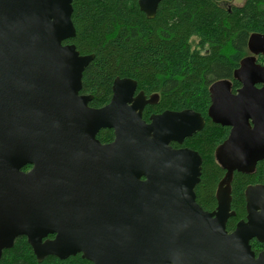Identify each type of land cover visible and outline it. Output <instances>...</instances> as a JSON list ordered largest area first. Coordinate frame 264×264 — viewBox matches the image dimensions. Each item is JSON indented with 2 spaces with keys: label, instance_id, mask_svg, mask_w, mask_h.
I'll use <instances>...</instances> for the list:
<instances>
[{
  "label": "water",
  "instance_id": "95a60500",
  "mask_svg": "<svg viewBox=\"0 0 264 264\" xmlns=\"http://www.w3.org/2000/svg\"><path fill=\"white\" fill-rule=\"evenodd\" d=\"M73 0H0V258L25 237L40 263L81 255L91 264H264V187L246 191V219L226 231L229 182L264 160V34L230 82L209 87L208 118L229 128L215 150L225 176L209 213L196 203L201 158L173 149L204 126L193 110L142 118L152 97L115 78L110 101L91 108L81 95L93 55L73 44ZM162 0H137L154 18ZM101 129L114 139L101 144ZM30 170L22 172V168ZM52 236L53 238H48Z\"/></svg>",
  "mask_w": 264,
  "mask_h": 264
},
{
  "label": "trees",
  "instance_id": "16d2710c",
  "mask_svg": "<svg viewBox=\"0 0 264 264\" xmlns=\"http://www.w3.org/2000/svg\"><path fill=\"white\" fill-rule=\"evenodd\" d=\"M228 1L162 0L154 18L148 19L137 0H73L75 36L63 43L73 44L80 55H93L82 73L80 90L81 95L91 96L89 107L105 106L114 79L129 78L137 84L136 94L152 97V103L143 110L144 121L164 111L189 109L200 114L203 128L184 139L182 146L201 158L194 193L196 203L206 212L216 206V189L225 176L215 161V150L229 133V128L214 124L207 116L209 87L227 80L234 93L240 87L234 72L250 55L249 37L264 34V0H244L241 6L229 8L219 4ZM255 60L264 65L263 55ZM96 138L108 144L113 131L101 129ZM30 168L25 166L22 172ZM249 186L264 187V160L250 174H232L229 193L234 215L226 223L227 232L244 217V192ZM250 246L256 253L264 250V244L257 242ZM0 264L91 263L80 254L66 260L48 256L38 263L26 238L18 237L2 252Z\"/></svg>",
  "mask_w": 264,
  "mask_h": 264
},
{
  "label": "flooded vegetation",
  "instance_id": "af4514ba",
  "mask_svg": "<svg viewBox=\"0 0 264 264\" xmlns=\"http://www.w3.org/2000/svg\"><path fill=\"white\" fill-rule=\"evenodd\" d=\"M149 105H150V104H149ZM146 106H148V105H146ZM146 106H145V107H146ZM144 109H145V108H144ZM142 113H143V112H142ZM152 115H155V114H152ZM150 116H151V115H150ZM150 116H149V117H150ZM149 117H148V121H147V122H149ZM145 122H146V121H145ZM228 134H229V133H228ZM113 139H114V135H113ZM112 141H113V140H112ZM171 144L176 145V147H172ZM171 144H170V146H171L173 149L186 148V147H183V146H182L183 143H182L181 145H177L176 143H171ZM186 149H188V148H186ZM189 150H190V149H189ZM192 151H193V150H192ZM214 157H215V154H214ZM215 161H216V160H215ZM201 162H202V161H201ZM200 170H201V169H200ZM224 171H225V170H224ZM253 187H259V186H249V188H253ZM217 188H218V187H217ZM247 189H248V187L246 188V190H245V192H244V217H243L242 219H240L239 221H241V220L245 221V219H246L247 211H246V201H245V197H246V191H247ZM216 192H217V189H216ZM215 197H216V193H215ZM230 203H231V202H230ZM215 209H216V206L214 207V209H212V210H210V211H207V212L211 213V212L215 211ZM230 211L234 213V211L231 210V207H230ZM227 221H228V220H227ZM239 221H238V222H239ZM234 228H235V227H234ZM233 230H234V229H233ZM233 230H232V231H233ZM232 231H231V232H232ZM228 233H230V232H228ZM251 242L253 243V242H257V241H256L255 239H253V240H251ZM251 242H250V243H251ZM257 243H259V242H257ZM259 244H262V245H263L264 242H263V243H259ZM263 251H264V250L262 249L261 251H259V252H257V253L254 252V254L257 256L258 253L263 252Z\"/></svg>",
  "mask_w": 264,
  "mask_h": 264
},
{
  "label": "rangeland",
  "instance_id": "374dc122",
  "mask_svg": "<svg viewBox=\"0 0 264 264\" xmlns=\"http://www.w3.org/2000/svg\"><path fill=\"white\" fill-rule=\"evenodd\" d=\"M244 0H230L228 2H220L219 4L225 8H229L232 6H241Z\"/></svg>",
  "mask_w": 264,
  "mask_h": 264
}]
</instances>
